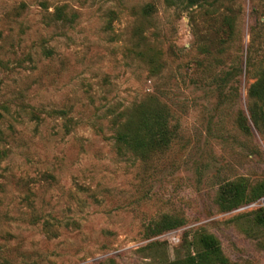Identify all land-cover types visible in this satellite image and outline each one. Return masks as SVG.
I'll return each mask as SVG.
<instances>
[{"label":"rangeland","instance_id":"obj_1","mask_svg":"<svg viewBox=\"0 0 264 264\" xmlns=\"http://www.w3.org/2000/svg\"><path fill=\"white\" fill-rule=\"evenodd\" d=\"M263 75L264 0H0V264H181L198 232L264 264V195L218 202L264 184ZM143 102L173 132L145 156L116 138Z\"/></svg>","mask_w":264,"mask_h":264},{"label":"trees","instance_id":"obj_2","mask_svg":"<svg viewBox=\"0 0 264 264\" xmlns=\"http://www.w3.org/2000/svg\"><path fill=\"white\" fill-rule=\"evenodd\" d=\"M187 4L195 5L202 0H186ZM66 6H58L55 10L57 19H67ZM153 11L151 4L144 7V13L150 14ZM250 94L258 98L264 105V75L251 87ZM142 110L134 117L131 115L127 119L121 130L118 131L116 138L128 151L135 155H147L155 150H162L169 146L173 132L169 126V114L166 107L158 103V107H149V103L141 104ZM140 107H135V112ZM257 107V106H256ZM59 115H65V110H55ZM133 112V111H132ZM2 113L0 112V119ZM251 119L253 124L260 129L261 118L257 113V109H251ZM241 126L250 130L251 125L245 114H242L240 119ZM247 184L244 179L237 181H229L221 186L218 194V202L224 210H232L239 207L243 203L255 200L264 195V184L251 192V197L248 196ZM258 221L264 223V208L259 215ZM181 225V221L169 216L163 217L158 221L154 228L155 233H160L164 230H169ZM196 252L188 254L181 264H228V260L223 253L220 240L212 233L198 232L193 239Z\"/></svg>","mask_w":264,"mask_h":264}]
</instances>
